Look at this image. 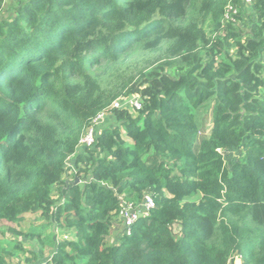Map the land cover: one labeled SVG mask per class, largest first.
Instances as JSON below:
<instances>
[{"label": "trees", "instance_id": "trees-1", "mask_svg": "<svg viewBox=\"0 0 264 264\" xmlns=\"http://www.w3.org/2000/svg\"><path fill=\"white\" fill-rule=\"evenodd\" d=\"M239 1L21 0L0 18V264H264V0L245 31L223 21ZM128 95L137 115L112 107ZM102 112L115 123L81 146Z\"/></svg>", "mask_w": 264, "mask_h": 264}, {"label": "rangeland", "instance_id": "rangeland-1", "mask_svg": "<svg viewBox=\"0 0 264 264\" xmlns=\"http://www.w3.org/2000/svg\"><path fill=\"white\" fill-rule=\"evenodd\" d=\"M20 1L21 0H5V5H4L2 11L0 12V18L8 17V15H14ZM229 5H230L229 10H231V6H232L233 14L228 12L226 14V17H224V20H223L224 23L226 24L228 21H230V22H232V24H234V26L236 28H238L240 30H244V31L248 30L249 24L254 19L255 12H256L254 9L253 1L251 2L248 0H240L238 2V4H236V5H233V3H231ZM140 57H142L141 53L138 52V53L133 54L131 59L137 60ZM105 67H107V66H105ZM101 70H103V68ZM128 96H130V95H128ZM122 109H124V108H122ZM131 111H132L131 113H133L134 115H137V111H135L134 109H131ZM107 115L110 116L109 113ZM109 116L106 117V115H105L103 120L98 124L97 133L100 132L102 130V128H104L105 126L113 125L112 119H108ZM198 117H199V120L202 122V124L204 126H206L207 129L209 130V128L212 126L211 105L210 106H204L203 108H201L199 113H198ZM246 143H247V141H244V143L239 147L220 150L228 165H231L233 162L240 159V157L242 156V154L244 153V151L246 149ZM42 223H44V218H42L40 216V214L29 215L28 218L24 221L23 228L28 229L29 225H32V224L39 225ZM0 226H1V228L7 230L8 227L11 225H9L7 223H3ZM68 234H70L68 231H64V230L59 231L57 229L54 230L53 227H50L46 231V238L47 239L49 238V240H51L53 237L56 238L57 240L58 239L59 240L60 239H66L69 236ZM115 239H116L115 235L110 234V236L108 237V242L118 243V239H116V240ZM22 240H26V239L22 238ZM230 264H242L241 257H240V255H238V253H236L233 256V259L230 262Z\"/></svg>", "mask_w": 264, "mask_h": 264}, {"label": "built area", "instance_id": "built-area-1", "mask_svg": "<svg viewBox=\"0 0 264 264\" xmlns=\"http://www.w3.org/2000/svg\"><path fill=\"white\" fill-rule=\"evenodd\" d=\"M112 107L138 110L142 108V99L138 95L122 96L114 101ZM105 115L106 112H102L95 119H93L91 125L88 127L86 133L81 139V146L92 147L95 144L97 126L103 120ZM154 205L155 202L150 195L145 196L144 202L138 208H133L131 204L126 205L120 215L124 220L126 232L130 233L131 227L138 217H140V212L145 214L150 208L154 207Z\"/></svg>", "mask_w": 264, "mask_h": 264}, {"label": "crops", "instance_id": "crops-1", "mask_svg": "<svg viewBox=\"0 0 264 264\" xmlns=\"http://www.w3.org/2000/svg\"><path fill=\"white\" fill-rule=\"evenodd\" d=\"M109 119H112V122L115 123V118L111 117ZM71 160H73L71 158ZM69 161V162H72V161ZM126 230V227H125V223H124V220L121 218V216L118 217V220L114 223V226L112 227L111 229V235H115L116 239H118V241L120 240V237L122 236V234H124ZM115 239V240H116Z\"/></svg>", "mask_w": 264, "mask_h": 264}, {"label": "water", "instance_id": "water-1", "mask_svg": "<svg viewBox=\"0 0 264 264\" xmlns=\"http://www.w3.org/2000/svg\"><path fill=\"white\" fill-rule=\"evenodd\" d=\"M79 181H80L79 178H76V179H75V182H79ZM143 215H144V213H141V212H140V216H143Z\"/></svg>", "mask_w": 264, "mask_h": 264}]
</instances>
